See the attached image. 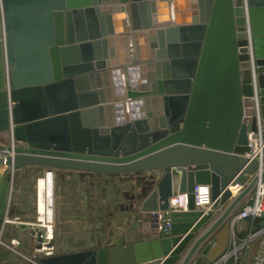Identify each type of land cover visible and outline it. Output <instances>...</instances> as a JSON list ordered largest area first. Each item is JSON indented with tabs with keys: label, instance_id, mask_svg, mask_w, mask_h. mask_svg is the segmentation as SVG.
I'll return each mask as SVG.
<instances>
[{
	"label": "water",
	"instance_id": "obj_1",
	"mask_svg": "<svg viewBox=\"0 0 264 264\" xmlns=\"http://www.w3.org/2000/svg\"><path fill=\"white\" fill-rule=\"evenodd\" d=\"M0 137V237L21 168L126 175L140 187L128 230L44 264H201L264 179V0H0ZM198 184L213 210L196 209Z\"/></svg>",
	"mask_w": 264,
	"mask_h": 264
},
{
	"label": "crops",
	"instance_id": "obj_2",
	"mask_svg": "<svg viewBox=\"0 0 264 264\" xmlns=\"http://www.w3.org/2000/svg\"><path fill=\"white\" fill-rule=\"evenodd\" d=\"M191 3L186 2L179 5L178 14L179 21L181 24L188 25L192 21V9ZM162 8L156 7V16L159 17L162 13ZM143 46V43H140ZM140 53V52H139ZM138 54V53H137ZM142 54V53H140ZM137 57L140 58L139 55ZM168 57V56H167ZM179 58H183L182 54ZM167 63H170V59L167 58ZM170 76H172L171 64L167 65ZM138 65L131 66L132 74L136 77L139 76ZM166 68L161 67V70ZM150 72V71H149ZM4 138L0 137V142H4ZM56 173V197L61 191V184L71 182L73 186L87 190V194L91 189H103L108 186H113L114 190H120L113 197L114 203L112 205H106L105 209L108 210L113 207V211L109 213L110 219L108 220L107 232L104 239L101 240L94 248L101 245H106L108 240L113 241L121 234L126 232L132 221V211L130 205L136 202L133 201L132 196L140 192V187L137 180L128 179L126 175L121 176H108V175H97L93 176H82L77 171L71 170H54ZM2 169L0 168V173ZM30 173L32 177L36 179L42 175L44 169L38 167H24L17 170L14 174L12 181V195L8 206V213L5 216V225L0 237V264H44V260L54 258L57 255H65L74 252H83L90 250L88 242L84 244V237L81 236V243L74 240L70 234H61L59 230H56V224L54 223V237L52 240L53 249H36V242L34 239L35 231V201L31 203L23 202L19 203L17 193L20 192V183L17 181L22 177L23 173ZM60 173V174H59ZM62 178L61 184L57 179V175ZM125 180V184L122 182ZM239 190L241 188H238ZM237 190V192L239 191ZM237 192H234L235 195ZM114 195V192H113ZM87 196V195H86ZM100 198V195H98ZM250 195L236 208L235 212H238L242 205L247 201ZM56 198V199H57ZM57 203V201H56ZM72 203V202H71ZM72 205V204H71ZM69 203L64 202L62 209L68 210ZM77 211V207L73 209ZM218 212V211H217ZM216 212V213H217ZM233 213V214H234ZM56 214V211H55ZM56 220V215H55ZM65 222H69V218H64ZM83 231V230H82ZM250 233H257L253 237L247 247L244 245L249 238ZM87 237V236H86ZM264 239V218L257 219L255 223H251L249 220H238L234 223L231 221V217L225 221V223L210 237L205 243H210V249L207 255L204 257L201 264H213L222 255L238 249V254L243 255L244 264H253L254 258L260 249V242ZM246 249V250H244ZM232 260V259H231Z\"/></svg>",
	"mask_w": 264,
	"mask_h": 264
},
{
	"label": "built area",
	"instance_id": "obj_3",
	"mask_svg": "<svg viewBox=\"0 0 264 264\" xmlns=\"http://www.w3.org/2000/svg\"><path fill=\"white\" fill-rule=\"evenodd\" d=\"M251 147L255 150V155H259L260 139L250 135ZM56 173L53 169H44L42 175L35 180V225L34 239L36 249H53L52 240L54 237V223L56 211ZM194 202L196 209L207 212L213 210L210 187L198 184L194 187ZM42 203V210L40 209ZM187 194L180 193L176 197L170 198L169 208L160 213L159 228L163 233L169 232L171 226L170 213L172 211L187 210ZM217 210H215V213ZM264 218V179L260 180L250 194V197L242 205L240 210L231 216L232 223L238 220H249L252 224L257 219ZM37 231H40V241H38ZM257 233H250L244 247ZM246 250V249H244ZM232 259V260H231ZM243 255L238 254V249L222 255L213 264H244ZM253 264H264V239L260 242V249L256 254Z\"/></svg>",
	"mask_w": 264,
	"mask_h": 264
},
{
	"label": "rangeland",
	"instance_id": "obj_4",
	"mask_svg": "<svg viewBox=\"0 0 264 264\" xmlns=\"http://www.w3.org/2000/svg\"><path fill=\"white\" fill-rule=\"evenodd\" d=\"M248 45L250 48V44ZM59 174L57 179L61 184L64 181ZM35 180L32 174L26 172L17 180L20 183V192L16 196L19 203L35 201ZM122 184H125V180ZM119 192L120 190H114L113 186H108L103 189H91L87 194L86 189L78 188V186L76 188L71 182L62 183L58 198L56 197V230H59L62 235L66 233L75 236L72 238L79 243L83 239L84 244L87 241L90 248H94L104 239L107 232V222L111 217L109 213L113 211L112 206L108 210L105 209V206L112 205L114 203L113 197H116L115 194ZM66 201L69 203V208L64 211L62 207ZM75 207H77V211L73 210ZM64 218H69V222H65ZM81 236L84 238L81 239Z\"/></svg>",
	"mask_w": 264,
	"mask_h": 264
},
{
	"label": "bare ground",
	"instance_id": "obj_5",
	"mask_svg": "<svg viewBox=\"0 0 264 264\" xmlns=\"http://www.w3.org/2000/svg\"><path fill=\"white\" fill-rule=\"evenodd\" d=\"M248 44H250V48L248 47L249 46ZM247 50H248L247 53L249 56L250 72H251V76H252V85H253V89H254L255 94H257V92H258V87H257V75H258L257 69H258V67H257L256 62H255L253 45H252V36H251V32H250L249 28L247 30ZM256 98H257V100H256V102H257L258 96ZM238 188H239L238 186L231 187L233 193L237 192ZM40 209L42 210V203H40Z\"/></svg>",
	"mask_w": 264,
	"mask_h": 264
}]
</instances>
